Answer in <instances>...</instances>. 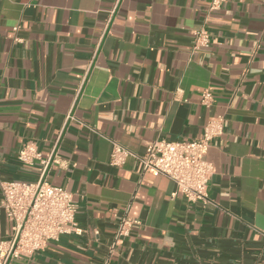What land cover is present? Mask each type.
Returning <instances> with one entry per match:
<instances>
[{"label": "crops", "instance_id": "0c3cea01", "mask_svg": "<svg viewBox=\"0 0 264 264\" xmlns=\"http://www.w3.org/2000/svg\"><path fill=\"white\" fill-rule=\"evenodd\" d=\"M210 1L0 0V181L66 188L83 230L9 264H102L125 215L138 223L108 264H264V0ZM212 116L207 201L171 198L134 156L109 164L112 141L141 155ZM27 143L44 168L18 160Z\"/></svg>", "mask_w": 264, "mask_h": 264}, {"label": "built area", "instance_id": "2783aa9c", "mask_svg": "<svg viewBox=\"0 0 264 264\" xmlns=\"http://www.w3.org/2000/svg\"><path fill=\"white\" fill-rule=\"evenodd\" d=\"M225 1L211 0L208 11L219 10ZM193 34V49L209 45L210 34L205 27L195 30ZM200 102L207 108L212 105L213 95L210 90L202 92ZM223 122L222 116L209 117L199 137L155 139L141 155L112 141L109 164L120 166L125 158L134 156L140 161L143 172L163 175L174 182L176 188L171 198L179 194L189 202L207 201L208 183L214 172L207 153L212 140L222 134ZM18 160L27 165L38 161L43 168L48 162V159L41 158L33 143H27L19 150ZM0 192V209L12 223L11 237L0 241V264H9L12 259L40 251L47 242L57 241L63 235L83 233L75 219L77 205L73 195L64 187L40 180H11L0 181ZM137 223L127 215L119 220L102 264L109 263L115 248Z\"/></svg>", "mask_w": 264, "mask_h": 264}]
</instances>
